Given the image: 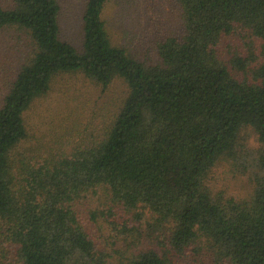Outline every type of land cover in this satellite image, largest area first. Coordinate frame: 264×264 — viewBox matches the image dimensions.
Returning a JSON list of instances; mask_svg holds the SVG:
<instances>
[{
    "label": "trees",
    "instance_id": "1",
    "mask_svg": "<svg viewBox=\"0 0 264 264\" xmlns=\"http://www.w3.org/2000/svg\"><path fill=\"white\" fill-rule=\"evenodd\" d=\"M109 1L86 0L76 47L60 0H0V31L30 47L0 95V264H264V0H174L149 61L108 27ZM59 74L126 93L85 142L34 153L24 113ZM221 161L249 195L210 187Z\"/></svg>",
    "mask_w": 264,
    "mask_h": 264
},
{
    "label": "rangeland",
    "instance_id": "2",
    "mask_svg": "<svg viewBox=\"0 0 264 264\" xmlns=\"http://www.w3.org/2000/svg\"><path fill=\"white\" fill-rule=\"evenodd\" d=\"M85 2L60 0L61 35L76 47L82 43L81 19ZM176 8L174 0H110L104 17L108 27L111 26L130 52L149 61L155 58L157 40L176 26ZM27 36L13 29L0 31V95L6 89L3 80L12 64H17L30 48ZM223 46L227 55L226 45ZM125 93L126 85L119 78L104 89L81 75H57L48 93L35 98L24 113L31 151L45 154L52 147L60 153L69 152L83 139L85 142L87 126L97 134ZM260 146L253 129L243 127L239 133V147L247 149L248 153L254 149V153ZM208 181L214 191L223 190L236 198L247 196L252 190L248 174L227 161L213 168ZM181 264L193 263L182 261Z\"/></svg>",
    "mask_w": 264,
    "mask_h": 264
}]
</instances>
